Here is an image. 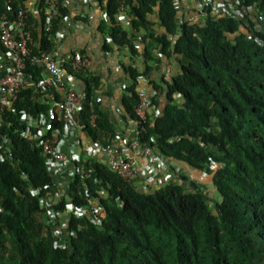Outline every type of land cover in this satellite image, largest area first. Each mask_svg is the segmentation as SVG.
I'll return each instance as SVG.
<instances>
[{"label": "trees", "instance_id": "16d2710c", "mask_svg": "<svg viewBox=\"0 0 264 264\" xmlns=\"http://www.w3.org/2000/svg\"><path fill=\"white\" fill-rule=\"evenodd\" d=\"M102 2L106 21L100 30L134 56L131 40L150 25L148 16L156 12L165 31L154 36L149 29L141 72L122 66L129 81L120 118L140 121V144L176 177L139 190L100 156L83 161L82 151L72 165L74 177H60L47 169L38 148L13 132L16 119L6 113L0 129V264H264V0L225 2L243 19L204 5L196 11L199 21L179 24L174 0H124L131 32L117 19L121 0ZM6 5L0 0V15ZM9 5L15 12L16 2ZM34 38L35 52L38 42L47 51L54 47L53 32L37 29ZM155 52L178 59L179 73L170 82L150 79L159 65ZM76 77L85 95L78 119L90 141L104 148L117 129L99 109V80L89 71ZM140 79L151 84L155 108L161 98L166 102L154 119L135 114ZM19 108L46 109L34 87L19 93ZM214 162L219 166L206 190L183 172L208 171ZM57 192L58 201H50ZM91 202L100 207L99 224L92 222ZM52 216L55 224L48 222Z\"/></svg>", "mask_w": 264, "mask_h": 264}, {"label": "built area", "instance_id": "2783aa9c", "mask_svg": "<svg viewBox=\"0 0 264 264\" xmlns=\"http://www.w3.org/2000/svg\"><path fill=\"white\" fill-rule=\"evenodd\" d=\"M6 1L5 13L0 15V129L6 125L1 120L6 113L9 118H15L13 132L38 148L47 169L60 177H74L72 165L79 161L82 151L83 161L92 163L100 156L103 163L124 181L131 183L139 179L143 185L151 187L156 166L161 165L166 172L167 167L150 148L140 144L139 135L143 128L139 120L132 122L134 125H130V132L125 133L118 128L104 148H99L84 136L86 132L78 116L85 95L76 73L87 71L89 61L79 51L61 50L62 34L57 26L59 23L68 26L74 21L70 15L63 13L66 0H13L17 4L15 12L9 5L11 0ZM200 1L203 5H211L216 14H219L218 11L229 14L233 9L232 4L227 5L222 0ZM123 4L124 0H121L119 10ZM74 15L79 19L84 17L80 10H75ZM117 19L122 25H127L124 16L118 14ZM37 29L53 32L54 47L50 51L40 48L39 42L38 50H33L36 42L34 32ZM37 68L40 72L34 81L33 73ZM31 87H34L41 104L45 106L44 111L31 113L23 108L18 109L19 93ZM138 96L135 114L144 121L147 116L150 118L152 98L147 92H138ZM95 119L96 116L91 113V126H95ZM82 137L88 139L90 145L82 146ZM3 138L0 133V159L5 143L1 141ZM216 169L217 164L209 168L210 171ZM206 176V173L201 174V180ZM49 199L44 203H48ZM58 199L56 193L50 201L57 202ZM91 209L92 222L99 224L97 215L100 208L94 205ZM68 210H71L70 205ZM46 214L50 215L48 209ZM48 222L55 224V217L52 216ZM53 236L59 238L61 235L54 232Z\"/></svg>", "mask_w": 264, "mask_h": 264}, {"label": "crops", "instance_id": "0c3cea01", "mask_svg": "<svg viewBox=\"0 0 264 264\" xmlns=\"http://www.w3.org/2000/svg\"><path fill=\"white\" fill-rule=\"evenodd\" d=\"M224 2H229V0H223ZM176 7L179 12V17L177 18V23L179 24L181 20H186L190 22L199 21V17L196 11H200L203 8V4L200 0H174ZM106 3L102 0H66L64 7L67 10V14L74 20L70 25H59L57 29L61 31L62 39L61 50L63 52L68 51H79L85 58L89 61V71L92 76L99 80L100 89L96 93L95 98L99 103L100 111L108 116L111 121L115 122L116 128L125 133L130 132V125H134L130 120L124 121L120 118L121 115V104L120 98L123 94V88H126L129 81V76L123 70L122 66H133L137 71L141 72L145 65L142 60V55L145 51L147 41L145 42V37L149 34V29L153 32L154 36H159L165 31H163L160 26L159 20L157 18L156 12L148 16L150 25L144 30L134 33V38L131 40V44L136 48V56L132 55L127 46L119 47L112 43V40L108 36L107 32L101 31L100 26L106 20L105 14ZM231 10V8H228ZM227 9V10H228ZM75 10H80L85 19L81 20L74 15ZM128 9L122 6L119 10V15L124 16L127 25L120 24L128 31L131 32L129 27V15L126 13ZM232 11H235L232 9ZM216 13V12H215ZM221 13V11H218ZM236 17L243 19V13L238 11L234 12ZM253 18V15H252ZM109 46L110 49L106 50L105 46ZM156 47V44L152 46V49ZM156 56L159 58V65L156 70L151 73V80L157 84H161L163 81L170 82L171 78L179 73L180 66L178 59L173 57H163L160 53L155 52ZM146 81V83L144 82ZM149 81L145 79H140L138 81L137 91L147 92L148 88L151 87ZM164 98H161L160 105L158 108H151L149 111L150 119H154V115H160V111L165 106ZM157 111V113H156ZM155 113V114H154ZM85 137H88L84 134ZM82 146L90 145L88 139L82 137ZM133 156V155H132ZM183 169H181L182 171ZM187 173V176L195 180L198 174L193 170L184 169L183 172ZM173 179L172 174H168L164 171L161 165H157L154 173V182L151 188L155 189L159 186H163L166 182ZM197 185L201 186V189H205L200 183L195 182ZM59 188L63 190V183L59 182ZM135 188L139 190L146 189V186L137 179L134 181ZM209 187V186H208ZM61 192H57L58 195ZM94 204H91L93 207ZM61 221H64L61 219ZM64 223H61L63 225Z\"/></svg>", "mask_w": 264, "mask_h": 264}, {"label": "clouds", "instance_id": "9594fccd", "mask_svg": "<svg viewBox=\"0 0 264 264\" xmlns=\"http://www.w3.org/2000/svg\"><path fill=\"white\" fill-rule=\"evenodd\" d=\"M149 93V92H148ZM150 94V93H149ZM155 93H153L152 94V96L154 95ZM175 100L177 101V102H179L180 103V100H179V98H175ZM153 106V105H152ZM153 108H155L154 106H153ZM158 108V107H157ZM164 108V107H163ZM155 116V115H154ZM156 117V116H155ZM154 117V118H155ZM131 123H132V121H131ZM117 130H118V127L116 128ZM161 162H163V161H161ZM164 163V162H163ZM212 164H217V168H218V163H216V162H214V163H212ZM212 164H210L209 166H208V171L207 170H204V171H202V172H200V173H197L198 174V176L196 177V179L195 180H193V181H195V182H197V183H200L204 188H207V184H209V180L211 179V176H212V173L214 172V171H210L209 170V168H210V166L212 165ZM164 165L167 167V173L168 174H172V177H176L173 173H171L170 172V170H169V168H168V165H166L165 163H164ZM203 173H206V178L202 181L201 180V177H200V175L201 174H203ZM132 183V182H131ZM133 183H134V181H133ZM203 190H206V189H203ZM61 194H62V192H61ZM92 204H94V205H96L97 203H95V202H91ZM97 206V205H96ZM90 207H91V205H90ZM99 207V206H98ZM100 208V207H99ZM64 226H65V223L62 225V232L63 233H65V231H66V229L64 228Z\"/></svg>", "mask_w": 264, "mask_h": 264}]
</instances>
